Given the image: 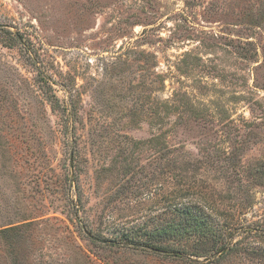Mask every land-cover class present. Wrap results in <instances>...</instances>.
Here are the masks:
<instances>
[{
  "label": "rangeland",
  "instance_id": "obj_1",
  "mask_svg": "<svg viewBox=\"0 0 264 264\" xmlns=\"http://www.w3.org/2000/svg\"><path fill=\"white\" fill-rule=\"evenodd\" d=\"M0 24V264H190L121 237L189 199L237 227L214 264H264V0H0Z\"/></svg>",
  "mask_w": 264,
  "mask_h": 264
},
{
  "label": "trees",
  "instance_id": "obj_2",
  "mask_svg": "<svg viewBox=\"0 0 264 264\" xmlns=\"http://www.w3.org/2000/svg\"><path fill=\"white\" fill-rule=\"evenodd\" d=\"M156 117L159 120L158 122H160L159 124L156 123V126L162 127V116L158 115ZM161 138L162 136L159 138V134H157L150 141L154 142L156 145L158 143L162 145L161 141L163 139L160 140ZM162 149L164 150L165 148ZM177 176L183 179L182 175ZM181 188L176 192L175 198H178L176 195L182 191ZM182 193V197H188L189 194H193V192H189L187 189L183 190ZM190 201H192V199L182 203L172 201L173 204L170 203L167 206L170 217L165 221L157 222V224L149 230L150 242H139V240L137 241L134 238H129L128 235H122V239H125V243L130 244L132 248L148 250L155 254L162 255L163 257L179 260L184 263L214 264L219 262L222 258L230 254L232 250L230 240L234 235V231H237V227H234L232 223L226 219L221 222H216L209 213L205 212L204 207L207 206L208 208L206 209H210L211 211L214 210L220 215L225 212L223 209L207 204H203L202 206L196 202L186 204ZM12 224L13 222L8 223V225ZM244 230L247 233L258 231L255 228L250 229L248 227ZM188 239L192 241V246L190 247H192L193 250H190L189 246H187ZM102 241L107 242L112 240ZM114 243L116 244L119 242ZM190 256L196 258L203 257L205 263H200L197 259L190 258Z\"/></svg>",
  "mask_w": 264,
  "mask_h": 264
},
{
  "label": "water",
  "instance_id": "obj_3",
  "mask_svg": "<svg viewBox=\"0 0 264 264\" xmlns=\"http://www.w3.org/2000/svg\"><path fill=\"white\" fill-rule=\"evenodd\" d=\"M4 25L0 24V27H3ZM72 161V152L70 153V162Z\"/></svg>",
  "mask_w": 264,
  "mask_h": 264
}]
</instances>
